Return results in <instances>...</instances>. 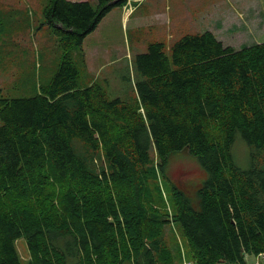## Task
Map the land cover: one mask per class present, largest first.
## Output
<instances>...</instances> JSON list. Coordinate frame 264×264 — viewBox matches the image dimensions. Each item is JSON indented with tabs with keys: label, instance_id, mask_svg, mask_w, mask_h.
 Returning <instances> with one entry per match:
<instances>
[{
	"label": "trees",
	"instance_id": "obj_1",
	"mask_svg": "<svg viewBox=\"0 0 264 264\" xmlns=\"http://www.w3.org/2000/svg\"><path fill=\"white\" fill-rule=\"evenodd\" d=\"M127 0H50L63 57L29 97L0 88V264H244L264 255V42L206 30L137 54L135 99L79 85L72 50ZM251 164L233 155L237 134ZM188 148L209 172L196 209L167 175ZM173 228V229H172ZM251 260V259H250Z\"/></svg>",
	"mask_w": 264,
	"mask_h": 264
},
{
	"label": "rangeland",
	"instance_id": "obj_2",
	"mask_svg": "<svg viewBox=\"0 0 264 264\" xmlns=\"http://www.w3.org/2000/svg\"><path fill=\"white\" fill-rule=\"evenodd\" d=\"M49 1L0 0V88L5 96L38 94L40 85L48 84L58 69L63 49L54 26L46 22L44 9ZM126 6L129 13L135 10L132 0ZM152 6L157 14L148 17V24L135 28L140 15L147 14ZM168 17L173 20L171 31L152 25L153 20L165 21ZM206 30L234 48L264 42V0H146L127 19L122 4H118L85 37L83 44L72 50L80 70L79 85L98 82L111 99H135L137 54L148 51L150 43L156 41L165 42L170 53V46L184 34ZM232 151L240 168L250 167V145L241 133L237 134ZM167 175L183 188L196 209L201 208L199 189L209 172L197 156L188 148L173 153ZM173 231L185 264L189 259L184 255V239L177 227ZM17 248L26 264L30 258L26 238L17 241Z\"/></svg>",
	"mask_w": 264,
	"mask_h": 264
},
{
	"label": "crops",
	"instance_id": "obj_3",
	"mask_svg": "<svg viewBox=\"0 0 264 264\" xmlns=\"http://www.w3.org/2000/svg\"><path fill=\"white\" fill-rule=\"evenodd\" d=\"M134 5H135V10H133V12L129 13L125 10L124 8V4L126 3V1L123 2L122 7L124 9V13H125V19H127V17L129 16H133V14L138 11V9L140 8V6L143 4V2H145L146 0H132ZM162 10V9H161ZM164 10V9H163ZM154 12V7L152 6V8L150 9V11L147 14H142L140 15V19H139V23L136 24L135 28H140L142 27L145 23H147L148 21V17H150L151 15H155L157 13H153ZM136 18V17H135ZM169 18V17H168ZM137 21V20H136ZM172 22L173 20L171 18L166 19L165 21H159V20H153L152 25H156V26H160L163 27V29L166 31H171L172 30ZM148 24V23H147Z\"/></svg>",
	"mask_w": 264,
	"mask_h": 264
},
{
	"label": "bare ground",
	"instance_id": "obj_4",
	"mask_svg": "<svg viewBox=\"0 0 264 264\" xmlns=\"http://www.w3.org/2000/svg\"><path fill=\"white\" fill-rule=\"evenodd\" d=\"M264 258V257H263ZM259 260H261V258L260 259H248L247 261H246V263H244V264H251V263H253V262H255V261H259ZM185 264H194L192 261H186L185 262Z\"/></svg>",
	"mask_w": 264,
	"mask_h": 264
},
{
	"label": "built area",
	"instance_id": "obj_5",
	"mask_svg": "<svg viewBox=\"0 0 264 264\" xmlns=\"http://www.w3.org/2000/svg\"><path fill=\"white\" fill-rule=\"evenodd\" d=\"M263 257H264V255H262L261 260L255 261V262H253L251 264H264V258Z\"/></svg>",
	"mask_w": 264,
	"mask_h": 264
}]
</instances>
